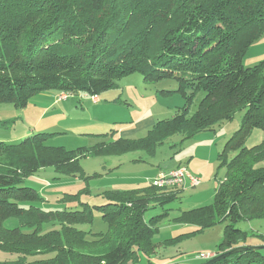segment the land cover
<instances>
[{"label": "trees", "instance_id": "16d2710c", "mask_svg": "<svg viewBox=\"0 0 264 264\" xmlns=\"http://www.w3.org/2000/svg\"><path fill=\"white\" fill-rule=\"evenodd\" d=\"M263 34L264 0H0V105L23 108L50 91L97 98L136 73L150 84L176 80V92L161 93L185 99L174 117L138 140L119 137L77 150L48 146L52 135L46 133L0 141V251L17 255L0 264H153L158 221L148 223L145 213L151 204L176 201L182 190L149 184L108 192L105 205L44 211L34 206L41 195L24 182L48 167L74 174L85 158L137 150L153 156L169 138L193 139L239 112L240 129L218 155L226 174L213 204L181 212L176 221L198 228L185 237L226 224L214 257L249 247L216 264H264V250L250 249L248 234L236 227L264 220V144L245 147L252 130H264V62L243 65ZM200 92L204 97L189 115ZM93 209L107 223L106 232L78 228L93 223ZM10 219L19 226L6 228ZM44 225L55 228L45 232Z\"/></svg>", "mask_w": 264, "mask_h": 264}, {"label": "rangeland", "instance_id": "374dc122", "mask_svg": "<svg viewBox=\"0 0 264 264\" xmlns=\"http://www.w3.org/2000/svg\"><path fill=\"white\" fill-rule=\"evenodd\" d=\"M261 62H264V34L252 44L243 58L246 68ZM177 90L178 83L174 79L150 84L144 76L136 73L120 80L116 88L102 93L97 97L98 101L83 93L62 98L60 92L50 91L36 95L23 108L1 104L0 141L18 143L29 136L46 133L52 135L48 146L77 150L91 148L102 141L112 142L119 137L142 139L157 122L171 119L185 106L181 94L161 93ZM203 97V92L197 94L189 115L197 111ZM243 115L244 112H239L233 120L213 131L201 133L199 137L184 142L182 135H175L160 145L153 156L146 150H137L119 156L85 158L79 162V172L66 175L48 167L31 176L23 185L41 195L43 200L35 203V207L44 211H80L84 209L82 204L91 207L105 205L104 195L108 192L145 188L160 174L168 175L178 168H186L201 179V185L182 190L172 203L164 206L151 204L145 213L148 223L153 218L158 221V232L153 239L158 248L152 262L203 264L205 260L200 255H215L224 240L226 224L185 237L198 228L180 224L176 219L181 212L213 204L216 191L226 174L225 168H219L218 155L228 139L240 129ZM102 134L109 135L99 136ZM262 144L264 130L254 129L247 137L245 147ZM69 196L78 198L71 200ZM94 210L93 223L78 228L93 234L106 232L107 223ZM5 226L13 229L19 223L16 219H10ZM236 227L248 234L247 245H263L259 236H264V220L243 221ZM53 228L55 226L44 225L45 232ZM16 258L17 255L0 251V262Z\"/></svg>", "mask_w": 264, "mask_h": 264}, {"label": "built area", "instance_id": "2783aa9c", "mask_svg": "<svg viewBox=\"0 0 264 264\" xmlns=\"http://www.w3.org/2000/svg\"><path fill=\"white\" fill-rule=\"evenodd\" d=\"M66 98V96H62ZM96 101V98H94ZM202 181L186 168H178L170 174L161 175L158 178L151 181V185L165 190H185L187 187L196 188L201 185ZM215 255L201 254L200 258L203 260H210Z\"/></svg>", "mask_w": 264, "mask_h": 264}, {"label": "water", "instance_id": "95a60500", "mask_svg": "<svg viewBox=\"0 0 264 264\" xmlns=\"http://www.w3.org/2000/svg\"><path fill=\"white\" fill-rule=\"evenodd\" d=\"M247 249H249V247H247V246L237 247V248H235L233 250H230V251H228L226 253L220 254L219 256H216V257L212 258L211 260H209L205 264H216L219 261L225 259L226 257H228L230 255L241 253V252H243V251H245ZM250 249L262 251V250H264V246H253Z\"/></svg>", "mask_w": 264, "mask_h": 264}, {"label": "crops", "instance_id": "0c3cea01", "mask_svg": "<svg viewBox=\"0 0 264 264\" xmlns=\"http://www.w3.org/2000/svg\"><path fill=\"white\" fill-rule=\"evenodd\" d=\"M96 101H98V99H97V98H96ZM208 132H209V131H208ZM197 137H199V135H197V136H196V138H197ZM159 176H161V174H160ZM159 176H158V177H159Z\"/></svg>", "mask_w": 264, "mask_h": 264}]
</instances>
